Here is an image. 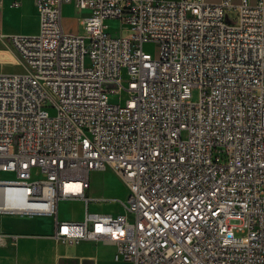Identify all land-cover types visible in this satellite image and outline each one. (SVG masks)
Segmentation results:
<instances>
[{"label": "built area", "instance_id": "built-area-1", "mask_svg": "<svg viewBox=\"0 0 264 264\" xmlns=\"http://www.w3.org/2000/svg\"><path fill=\"white\" fill-rule=\"evenodd\" d=\"M34 3L37 33L9 39L26 71L0 74V216L51 217L55 239L112 243L115 262L264 264L263 1ZM107 168L127 196L93 201L121 213L59 220Z\"/></svg>", "mask_w": 264, "mask_h": 264}, {"label": "crops", "instance_id": "crops-1", "mask_svg": "<svg viewBox=\"0 0 264 264\" xmlns=\"http://www.w3.org/2000/svg\"><path fill=\"white\" fill-rule=\"evenodd\" d=\"M178 1V0H164ZM218 3L221 0H205ZM258 0H248L255 4ZM264 3V0H262ZM17 2L18 7L11 4ZM237 5L241 0H230ZM62 25L70 34H76L75 22L78 12L72 4L62 7ZM78 16V17H77ZM38 13L34 0H2L0 10V74L11 75L22 72L19 62L10 44L12 36H31L38 31ZM89 176V188L85 192L86 200L60 201L57 216L61 221L79 223L85 211L93 213H121L118 206L97 203L93 200L123 199L112 197L114 192L102 179ZM110 204V203H109ZM54 220L51 217L0 216V264H130L115 262V246L109 242L80 240L68 243L55 239Z\"/></svg>", "mask_w": 264, "mask_h": 264}, {"label": "rangeland", "instance_id": "rangeland-1", "mask_svg": "<svg viewBox=\"0 0 264 264\" xmlns=\"http://www.w3.org/2000/svg\"><path fill=\"white\" fill-rule=\"evenodd\" d=\"M81 15V14H80ZM229 16H233L232 13H229ZM78 17V16H77ZM81 16H79V19H77V21L75 22L76 25V35L78 36H84L85 35V29H84V25L82 24V19L80 18ZM235 18V16H233ZM233 20V19H232ZM109 24V33L112 35H119L122 34L124 32L123 29L118 28V22L117 21H110L108 22ZM144 51L148 52L149 54L154 55L155 53V46L154 44H147L144 46ZM25 68L22 67V72H25ZM127 76H126V71L124 70L122 72V81H123V85L126 86L127 84ZM197 96H198V92L196 89L192 90L191 92V101H196L197 100ZM121 99L124 100L125 96L124 94H122ZM118 100V96H110L109 97V101L111 103H115ZM91 174H95L96 177L94 178H106V179H102V181L106 182V185L114 192L112 197H123L124 193H125V185L124 182L122 181L121 177L111 168H107L103 171H95V172H91ZM114 199V198H113ZM118 199V198H115ZM124 199V198H123ZM108 205L111 206H117V204L115 203H107Z\"/></svg>", "mask_w": 264, "mask_h": 264}, {"label": "bare ground", "instance_id": "bare-ground-1", "mask_svg": "<svg viewBox=\"0 0 264 264\" xmlns=\"http://www.w3.org/2000/svg\"><path fill=\"white\" fill-rule=\"evenodd\" d=\"M65 189L66 190L72 189V190L76 191V193H80L81 192L79 184L67 185Z\"/></svg>", "mask_w": 264, "mask_h": 264}]
</instances>
